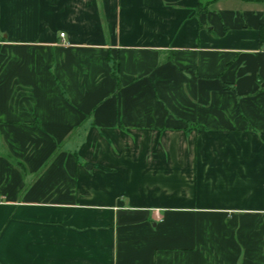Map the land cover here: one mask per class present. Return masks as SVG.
Here are the masks:
<instances>
[{
    "label": "crops",
    "instance_id": "1",
    "mask_svg": "<svg viewBox=\"0 0 264 264\" xmlns=\"http://www.w3.org/2000/svg\"><path fill=\"white\" fill-rule=\"evenodd\" d=\"M0 264H264V0H0Z\"/></svg>",
    "mask_w": 264,
    "mask_h": 264
},
{
    "label": "trees",
    "instance_id": "2",
    "mask_svg": "<svg viewBox=\"0 0 264 264\" xmlns=\"http://www.w3.org/2000/svg\"><path fill=\"white\" fill-rule=\"evenodd\" d=\"M118 63L117 62H114L113 63V69H114V73H116V71L118 70ZM189 128V127H188ZM195 128H198L197 126H193V125H190V128L189 129H195Z\"/></svg>",
    "mask_w": 264,
    "mask_h": 264
},
{
    "label": "built area",
    "instance_id": "3",
    "mask_svg": "<svg viewBox=\"0 0 264 264\" xmlns=\"http://www.w3.org/2000/svg\"><path fill=\"white\" fill-rule=\"evenodd\" d=\"M61 37H64V33H61Z\"/></svg>",
    "mask_w": 264,
    "mask_h": 264
}]
</instances>
